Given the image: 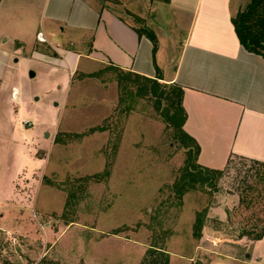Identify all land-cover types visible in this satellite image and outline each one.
Segmentation results:
<instances>
[{
	"label": "rangeland",
	"instance_id": "rangeland-1",
	"mask_svg": "<svg viewBox=\"0 0 264 264\" xmlns=\"http://www.w3.org/2000/svg\"><path fill=\"white\" fill-rule=\"evenodd\" d=\"M34 49L59 55L48 42ZM2 57L0 190L16 178V195L0 264H142L153 245L169 264H264V249L242 237L264 227L263 165L232 157L213 185L178 197L188 152L153 97L123 92L89 58L69 76L29 47Z\"/></svg>",
	"mask_w": 264,
	"mask_h": 264
},
{
	"label": "crops",
	"instance_id": "crops-1",
	"mask_svg": "<svg viewBox=\"0 0 264 264\" xmlns=\"http://www.w3.org/2000/svg\"><path fill=\"white\" fill-rule=\"evenodd\" d=\"M250 1L0 0V61L29 47L42 56L37 63H59L69 76L84 57L153 78L159 67L163 82L184 87L183 128L200 145L201 165L223 169L236 156L264 162V56L244 48L232 22ZM126 10L156 32L155 61ZM40 30L58 56L34 49ZM15 181L0 190V225L14 214ZM253 244L264 249V237Z\"/></svg>",
	"mask_w": 264,
	"mask_h": 264
},
{
	"label": "trees",
	"instance_id": "trees-1",
	"mask_svg": "<svg viewBox=\"0 0 264 264\" xmlns=\"http://www.w3.org/2000/svg\"><path fill=\"white\" fill-rule=\"evenodd\" d=\"M105 1L117 3V0ZM161 1L170 2V0ZM124 13L133 17V21L139 24V26L135 28L138 34L140 36L145 35L152 41L153 58L155 61L156 53L159 47L156 32L149 26L145 25L144 20L141 17L128 10L124 11ZM121 18L123 19V16H121ZM232 22L240 43L244 46V48L250 52L264 56V0H251L244 8L237 12V14L232 18ZM109 68L116 72L119 86L123 92L126 89L137 88V91L141 95H149L157 101L161 109V114L166 118L168 124L174 128L177 137L187 148V163L182 169L181 177L175 183L177 196L182 197L185 192L195 189L198 182L213 185L215 180L223 175L224 168H210L203 166L198 162L200 145L196 139L188 134L183 128L187 119V112L183 103L185 92L184 87L178 83L168 84L163 82V77L159 67H157V75L154 78L141 75L130 70H125L114 64H109L108 69ZM120 99L122 103H125V98L122 97ZM248 160L264 166V162L262 161L254 159ZM99 177L100 174H95L91 175V177L84 178V180ZM67 204H69V201ZM204 218L205 211L197 214L194 224V236L196 238H200L202 236ZM243 236H247L253 240H260L264 237V227H262L257 233H254V231L251 230L244 231L242 233V237ZM154 250L160 251V254L163 257L159 258L155 256L153 258H149L150 254L155 252ZM142 264H169V253H167L163 247L153 245L147 251Z\"/></svg>",
	"mask_w": 264,
	"mask_h": 264
},
{
	"label": "built area",
	"instance_id": "built-area-1",
	"mask_svg": "<svg viewBox=\"0 0 264 264\" xmlns=\"http://www.w3.org/2000/svg\"><path fill=\"white\" fill-rule=\"evenodd\" d=\"M36 38H37V40H39L40 42H48V39H47V37L45 36L44 31H42V30H40V31L37 32V34H36ZM14 93H15V90L13 91V95H15Z\"/></svg>",
	"mask_w": 264,
	"mask_h": 264
},
{
	"label": "water",
	"instance_id": "water-1",
	"mask_svg": "<svg viewBox=\"0 0 264 264\" xmlns=\"http://www.w3.org/2000/svg\"><path fill=\"white\" fill-rule=\"evenodd\" d=\"M35 75V73L34 72H31V76H34Z\"/></svg>",
	"mask_w": 264,
	"mask_h": 264
},
{
	"label": "bare ground",
	"instance_id": "bare-ground-1",
	"mask_svg": "<svg viewBox=\"0 0 264 264\" xmlns=\"http://www.w3.org/2000/svg\"><path fill=\"white\" fill-rule=\"evenodd\" d=\"M15 94V93H14ZM14 97H15V95H14Z\"/></svg>",
	"mask_w": 264,
	"mask_h": 264
}]
</instances>
